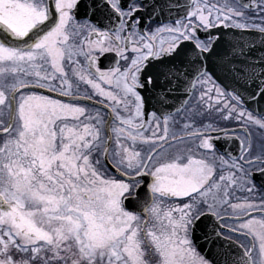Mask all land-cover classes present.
I'll use <instances>...</instances> for the list:
<instances>
[{"label": "snow or ice", "instance_id": "snow-or-ice-1", "mask_svg": "<svg viewBox=\"0 0 264 264\" xmlns=\"http://www.w3.org/2000/svg\"><path fill=\"white\" fill-rule=\"evenodd\" d=\"M0 264H264V0H0Z\"/></svg>", "mask_w": 264, "mask_h": 264}, {"label": "water", "instance_id": "water-1", "mask_svg": "<svg viewBox=\"0 0 264 264\" xmlns=\"http://www.w3.org/2000/svg\"><path fill=\"white\" fill-rule=\"evenodd\" d=\"M243 39L247 42H255L256 44H259V40L261 39V37L259 36L258 33H251V34H244L243 35ZM196 236L199 237L200 236V232L199 230L196 233ZM197 244H201V241L198 239L196 241ZM201 251L206 252L207 251V246L206 245H201L200 248ZM209 257H212L214 255V250L213 252H209L208 253Z\"/></svg>", "mask_w": 264, "mask_h": 264}, {"label": "flooded vegetation", "instance_id": "flooded-vegetation-1", "mask_svg": "<svg viewBox=\"0 0 264 264\" xmlns=\"http://www.w3.org/2000/svg\"><path fill=\"white\" fill-rule=\"evenodd\" d=\"M180 2H181V4H183V3H185L186 2V0H180ZM104 63H107V61H103ZM220 143H223L222 141L220 142ZM235 154H237L238 155V153H235ZM260 176H259V174L257 173L256 174V183L257 184H259L260 183Z\"/></svg>", "mask_w": 264, "mask_h": 264}]
</instances>
